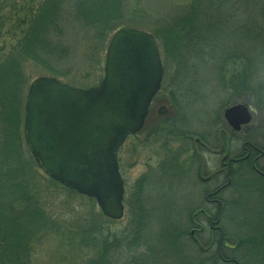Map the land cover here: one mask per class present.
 <instances>
[{"label":"rangeland","instance_id":"rangeland-1","mask_svg":"<svg viewBox=\"0 0 264 264\" xmlns=\"http://www.w3.org/2000/svg\"><path fill=\"white\" fill-rule=\"evenodd\" d=\"M44 1L7 0L6 9L0 14L6 17L3 25L0 24L1 58L9 54L19 39L20 32H23L28 17L35 14ZM196 2L197 0H114L104 10L103 18L108 20L115 15L116 18L112 22L121 26L105 27L102 26L103 23L86 25L81 22V18L72 19L68 14L70 8L61 0L58 3L57 15L65 13L67 17L64 24L60 19L61 23L58 26L62 28L58 35L61 36L62 49L59 50L62 53L54 59L44 57V60L42 58L37 60L42 68L54 67L58 72L57 76L30 63H26L24 68L27 78L30 79L52 76L72 87L84 90L93 88L102 79L105 50L114 32L120 28H133L149 33L153 37L156 32L154 40L163 66L161 86L152 100L143 128L127 138L117 153L124 187L123 220H126L129 208L135 201L134 196L139 195L141 198L144 195L149 198L152 195L151 197L156 198L157 204L167 201L173 203V207L177 206L180 211L179 216L172 217L173 222L166 219V213H162L163 211L154 212L149 217L153 238L161 236L165 224L175 222L186 229L187 235L190 231L196 230L192 240L197 242L198 247L206 248L211 245L210 250L213 253L216 252L219 235L217 231L210 229L206 215L214 221L216 209L214 204L205 203L204 197L224 180L217 178L206 185L202 182L201 185L192 170L196 168V161L192 160L189 168L186 163V151L194 139L200 138L206 140L210 151L218 150L217 135L220 128H223L222 114L227 107L235 104L251 108L250 123L255 127L253 141L264 146V109L258 110L255 107L257 97L251 95L252 98H247L242 93L235 95L229 89L234 82V75L240 72L243 66L247 74V63L244 65L232 58L235 53H241L249 58L251 63L248 82L254 76L252 82L262 84L264 94V61L263 58L258 63L255 61L257 59L251 48L254 44L253 27H241L243 30L250 28V34L243 30L240 32L239 27L204 26L203 31L202 29L197 31L200 27L195 23ZM229 3H234L239 8H229V18L225 20H228L230 26L233 23L235 26L236 20L240 19L248 25L253 14L250 7L248 6L247 10L242 9L244 6H240L235 0H230ZM95 13L100 15L97 11ZM181 15H184L188 27L162 26V19L169 17L171 21L177 22ZM89 16L88 14L86 17ZM89 20L92 21L94 18L90 16ZM182 30H187L186 34L189 33L185 43L180 42L179 31ZM181 43L185 46L184 49ZM255 67L261 68L258 77ZM28 85L29 83L16 86L17 89L15 87L17 101L14 108L20 107L19 132L23 126V105ZM262 99L264 101V96ZM161 107L165 108L163 113L158 112ZM154 124L155 129H166L172 134L167 137L166 143V138L163 140L156 139L158 137H146ZM184 136L186 139L182 140ZM236 146L234 154L239 152L241 142ZM21 154L23 155V151ZM176 157L180 159V164L175 169ZM201 157L206 165V176L203 177H207L218 169L219 157L213 156L209 151H203ZM163 163L170 166L169 169L165 168ZM259 165L262 166V161H259ZM237 168L233 186L221 193L220 197L216 196L226 201L224 202L226 205L223 203L222 206L225 208L218 221V227L226 236H223L225 240H222V243L227 240L236 242L238 238L245 242L237 250V254L241 260L251 264L254 262L255 254L264 251V248L255 245L259 243L257 236L263 233L264 179L253 174L245 163ZM37 177L31 179L34 189L40 188L43 191L38 195L39 200L45 202V210L48 213L52 211L60 215L61 219L56 220L58 229L44 233L40 246L35 248L32 255V264H79L82 254L77 247L76 227L100 211L93 200L76 193H67ZM142 179L145 182L142 183ZM199 209H203L206 215L197 214ZM24 213L25 218H29L30 214L35 215L33 218L35 223L42 219L41 214H36L30 208L25 209ZM190 220H193L192 223ZM186 221L190 222L189 225H186ZM116 227L120 228L121 225Z\"/></svg>","mask_w":264,"mask_h":264},{"label":"trees","instance_id":"trees-1","mask_svg":"<svg viewBox=\"0 0 264 264\" xmlns=\"http://www.w3.org/2000/svg\"><path fill=\"white\" fill-rule=\"evenodd\" d=\"M229 1L197 0L194 8L195 23L197 27H200L197 31H200L204 26L239 27L240 32L243 30L241 27H253L254 44L251 48L255 59H257L255 61L258 63L262 58L264 61V0H235L240 6H244L242 9L247 10L249 6L250 12L253 13L248 25L240 19V21L236 20L235 26L234 23L230 26L228 20H225L229 18V8H238L237 5L230 4ZM6 2L7 0H0V14L4 13ZM59 2L61 0H45L35 14L28 17L23 32H20L19 39L9 54L3 58L0 57V264H32V255L35 248L40 246L44 233L58 229L56 220L61 219L60 215H56L52 211L48 213L45 210V202H41L38 197L43 191L40 188L34 189L31 177L38 176V179L45 180L51 186L75 194L74 191L62 187L39 171L24 143L22 130L19 132L20 107L14 108L17 101L15 87L22 84L27 85L33 80L27 78L25 74L26 63L41 67L40 69L57 76L58 72L54 67L42 68L37 60L44 57L54 59L62 53L59 50L62 49L61 36L58 37L62 28L58 26L61 21L64 24L67 17L65 13L57 15ZM62 2L70 8L71 11L68 13L70 17L74 20L81 18L83 24L101 25L103 23L102 26L105 27L121 26L112 22L116 18L115 15L109 17L108 20L103 18L105 17L104 10L114 0H62ZM96 11L100 15L95 13ZM88 14L94 20L90 21V16L86 17ZM181 16L177 22L176 20L171 21L169 17L162 19V26L188 27L184 15ZM5 18L4 15L0 16V24L3 25ZM186 31H179L180 42H186L189 34H186ZM243 31L250 34L251 29ZM195 35L200 37L197 33ZM181 47L185 48L182 43ZM232 58L239 60L244 65L247 63V74L243 66L241 71L234 75V82L231 83L229 89L235 95L242 93L247 98H252L251 95L256 96L255 107L258 110L264 109L262 84H254L252 82L254 76L248 82L251 65L249 58L247 59L241 53H235ZM261 68L256 69L255 67L257 77ZM155 127L154 124L146 137H158L156 139L163 140L166 138V143L167 137L172 134L168 133L166 129L160 130ZM185 139V136L182 137V140ZM22 151L24 157L21 154ZM178 164H180V159L176 157L175 169ZM163 165L168 169L170 167L165 163ZM143 182L145 180L142 179ZM134 197H136L135 201L132 202L125 221L123 217L118 221H112L99 213L90 220L79 223V226L76 227L78 229L77 247L82 254L79 264H217V262L223 263L222 260H234L230 261L233 264H249L247 261L241 260L237 254V250L245 243L239 238L236 242L227 240L228 242L222 243L221 241L219 247L216 246V252L212 253L211 245L206 248L198 247L197 242L192 240V235L190 233L187 235L186 229L175 222L174 224H165L161 236L153 238L152 223L149 222V217L156 211H163L162 213H166V219L173 222L172 217H177L180 212L179 208L173 207L174 204L167 203V201L157 204L156 198L153 197L147 198L144 195L141 198L139 195ZM224 204L226 205V203ZM28 208L38 215L41 214L42 219L35 223L33 222L35 215L30 214L29 218H25L24 211ZM42 212H45L44 215ZM187 221L186 225L192 223V220L188 223ZM117 225H121V227L118 228ZM262 228L263 233L257 236L259 243H255V245L264 248V224ZM251 264H264V251L255 254L254 262Z\"/></svg>","mask_w":264,"mask_h":264},{"label":"water","instance_id":"water-1","mask_svg":"<svg viewBox=\"0 0 264 264\" xmlns=\"http://www.w3.org/2000/svg\"><path fill=\"white\" fill-rule=\"evenodd\" d=\"M162 79L153 36L122 28L107 44L101 82L78 89L53 77H37L24 102L23 138L38 168L66 189L93 199L102 214L123 216V183L117 151L138 132ZM164 108L158 111L162 113ZM235 129L251 119L236 104L223 112Z\"/></svg>","mask_w":264,"mask_h":264},{"label":"flooded vegetation","instance_id":"flooded-vegetation-1","mask_svg":"<svg viewBox=\"0 0 264 264\" xmlns=\"http://www.w3.org/2000/svg\"><path fill=\"white\" fill-rule=\"evenodd\" d=\"M251 111V108H250ZM223 118V114H222ZM223 128H220V131L217 135L219 142V149L210 151L207 148L205 139H194L193 143H190L187 149V157L186 163H188L189 168L192 160L196 161V168H193L194 175L197 180L206 185L208 182L217 180V178H222L223 182L218 185L212 191H208L205 194L204 201L208 204H214L215 206V220L206 215L203 209H199V215H206L207 221L209 223V227L211 230L217 231L219 235V240L217 243V248L219 244L223 240V232L218 227V221L221 217V212L223 209L224 200L220 199L219 195L233 186L234 174L237 171V167L240 164H247L249 166L250 171L258 176L259 178L264 179V146L257 145L253 141V134L255 133V127L249 122L246 125L239 126V128L235 129L229 126L226 121H221ZM219 125V121H218ZM130 137V136H129ZM128 137V138H129ZM191 139V138H190ZM126 142V140H125ZM123 143V145L125 144ZM241 142L240 150L237 154H234L237 149V144ZM254 142V143H253ZM122 145V146H123ZM203 151H209L213 156L219 157V167L218 169L207 177H203L206 171V165L201 157ZM259 161H262V166L259 165ZM206 176V175H205ZM207 189H205L206 191ZM216 196H219L216 198ZM195 214V213H194ZM195 216V215H193ZM217 220V223H215ZM193 221V220H192ZM215 223V225H214ZM201 231V229L199 230ZM197 232L196 230L190 231V235H194L193 233ZM223 264H233L230 261L234 260H222Z\"/></svg>","mask_w":264,"mask_h":264}]
</instances>
